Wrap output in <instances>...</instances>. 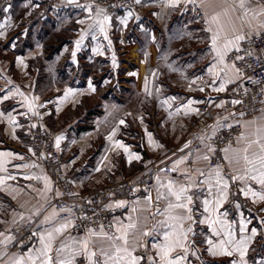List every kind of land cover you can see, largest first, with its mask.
I'll use <instances>...</instances> for the list:
<instances>
[{
    "label": "snow or ice",
    "instance_id": "1",
    "mask_svg": "<svg viewBox=\"0 0 264 264\" xmlns=\"http://www.w3.org/2000/svg\"><path fill=\"white\" fill-rule=\"evenodd\" d=\"M143 2L144 0H133L136 5H141ZM154 2L163 5L164 9L173 11L181 6H183L182 10H187L191 6V9L201 15L207 25L205 29L209 41L207 55L211 59L203 70L204 75L190 79L181 69L174 67L171 63L166 64L170 71L179 72L182 78L189 81V90L192 89V85H196L197 81H200L198 91L204 92L205 88H208L211 91L222 93L227 90L229 85H237L239 82L233 91L248 95L250 89L244 84L247 81L259 88V92L252 96L253 101L257 99V96L264 97V80L246 75V70L256 72L258 67L264 71V49L258 53L253 46L254 37L264 36V0H154ZM66 3L87 13L85 19L77 20L78 24H86V27L81 29L79 39L74 42L76 51H73L71 56L75 62L77 51L80 50L86 36L91 35L95 40L97 34L102 33L104 38L108 39L107 27L113 18L107 9L96 0H90L88 3H80L79 0H66ZM115 6L110 5L109 7ZM10 7L11 5L3 8L2 11L7 13ZM32 7H39V5L33 4ZM233 14L239 21V28L232 22ZM157 15L162 18L164 13ZM133 16L134 13L129 8L127 17L121 18L120 23L126 26L128 18ZM226 17L230 27L224 23ZM249 17L258 22L257 30L248 27ZM135 18L139 19V16H135ZM10 24L11 20L8 18L6 23H0V29L5 28L6 25L10 26ZM4 35L5 33L0 31V37H4ZM186 35L191 34L186 33ZM245 41L248 45L246 48L242 47V42ZM109 46H111L110 40ZM93 51L98 55H103L99 46ZM162 59L167 61V56ZM253 60L255 63L249 62ZM112 62L115 65V55L112 57ZM17 63L23 64L24 61L17 57ZM131 75H136V73H131ZM150 75L155 77L158 73L150 71ZM205 76L210 78V82L205 80ZM6 83L11 85L12 81L6 80ZM89 90L96 91L91 81H89ZM143 91L146 96L156 99H159L162 94V88L159 86L155 87L154 91L149 88L147 76L144 80ZM83 94L67 88L64 90L60 103L62 104L69 97ZM17 96L23 98L19 106L25 111H17L15 108L12 110L0 108V119L6 120L7 124L12 127L13 139H18L15 130L21 127L16 119L17 115L42 120L43 114L39 109L46 107L45 103H38L39 96L29 98L19 87L15 86L7 91L0 88V105ZM178 99L177 96H170L160 100L161 107L166 106L167 120H174V117L181 113L184 116L200 114V109L193 105L204 103V101L188 99L172 110L173 101ZM259 102L264 105V99ZM231 103L235 106L243 101L233 99ZM224 104V101L214 102L216 108H222ZM115 107L113 106V108ZM14 111L15 115H13ZM259 113L252 120L242 123L237 120L236 123L244 131L235 138L234 143L229 141L219 149L215 145L217 133L221 129L232 128L233 124L228 123L229 116L217 118L213 125L208 126L211 129L210 132L202 130L201 134L195 137V140L199 142L197 147H191L194 143L193 140L186 141L179 149L184 155L175 159L171 166L158 169L154 177L155 184L152 188L144 190L147 195L132 202L127 223L114 217L107 226L100 224L98 228H90L85 225V234L80 237L71 234L65 235L70 232V229L79 227L77 221L91 219L86 215H77L74 208L80 206L54 204L53 200L63 197L65 193L54 186V181L39 164L36 162L12 164V158L25 161V156L12 151H0V173H7L0 175V192L11 197L13 201H16L20 195L28 197L18 203L16 208L0 202V212H6L10 217L0 219V225H3V228L0 229V264H141L145 259L147 264H193V258L195 261L202 260L201 249L197 247L195 239L197 232L194 225L198 224L206 225L210 233V235L203 231L199 233L203 237L202 243L206 245L204 252L208 255L231 258L229 264H256L250 253L256 251L258 246L264 247V215L259 217V227L249 228V225L256 219L253 217L241 219L239 227L236 229L233 223L228 220L229 213L221 212L220 209L230 196H243L246 199L251 197L253 203H264V107L259 109ZM111 114L109 112V115ZM127 115H131V113ZM235 115V113L230 114V116ZM238 115L243 117L245 114L240 112ZM136 119L143 124L142 116H138ZM121 126L128 127L125 119H120L105 136V140L108 142L105 153L111 151L119 156L120 150H122L127 157V163L131 165L133 160H141V156L132 152L122 139L117 138ZM37 127L36 123L29 124V134H31V129ZM145 131L150 147L153 149L164 147L153 138L151 132H148L147 129ZM65 138L63 133L55 136L54 147L57 151L61 150V142ZM71 142L76 143L75 140ZM217 151L220 153L219 156H217ZM28 152L32 156L37 155L32 147H28ZM5 157L9 159L4 160ZM51 158V153L48 155L41 153L38 157L39 160ZM213 159L217 161L215 164L212 163ZM71 163H75V160L73 159ZM186 163L203 164L204 166L180 167ZM7 165H11V168L15 169L19 175L13 174ZM100 165H103L109 172L114 167L107 154L101 157ZM61 167L67 168V165ZM95 171L100 172L101 167L98 165ZM161 173L164 175L162 176ZM168 173H178V177L170 176ZM20 180L35 183L21 185ZM9 181L16 183L12 184ZM37 184L41 186L37 187ZM233 187L235 188L234 192L232 191ZM153 189L156 193L154 200L151 195ZM201 190L206 193L202 200L199 194ZM134 191H138V189H134ZM32 193H35V196ZM67 195L76 196L78 194L69 192ZM113 195L114 193H109L110 197ZM197 201H200V206L203 209L202 219L196 215ZM161 202L164 204L163 207L159 206ZM88 203L92 204L93 201L89 200ZM127 205V201L116 200L104 207L106 209L123 208ZM233 206L239 210L242 204L238 200H234ZM259 211L264 214V207ZM240 215L243 216V213ZM149 220L153 221L150 228L146 226ZM34 221L36 222V231L31 233L29 239L35 238L37 243L29 247L27 252H10L9 249L19 243L13 229L19 232L21 226L33 225ZM61 237L63 238L61 239ZM149 237L155 241L150 246L155 254L147 257L135 255L137 250L145 252L149 250L147 242ZM259 264H264V258L259 261Z\"/></svg>",
    "mask_w": 264,
    "mask_h": 264
},
{
    "label": "crops",
    "instance_id": "2",
    "mask_svg": "<svg viewBox=\"0 0 264 264\" xmlns=\"http://www.w3.org/2000/svg\"><path fill=\"white\" fill-rule=\"evenodd\" d=\"M36 2L40 6V2L37 0ZM33 4L35 3L32 0L31 3L29 0H16L10 4L9 12L4 13L2 9L9 4L0 0V23H6L8 18L11 20L10 26L6 25L5 28L0 29L5 33L4 37H0V88L7 91L11 87H19L29 98L39 96L38 103L46 104L45 108L39 109L43 114L42 120L16 116L21 125L15 130L18 139L12 138V127L7 124V121L0 119V151L20 153L26 158L25 161L12 158V164L36 162L52 179L51 172L43 161L28 152V125L36 123L38 126L48 127L55 132V136L63 133L66 137L61 142L63 165H67L65 169L72 172L76 191L84 193L99 185L113 183L126 176L138 175L148 165L171 166L175 159L184 155L179 149L186 141L192 140L193 132L211 131L208 126L213 125L217 120L215 116L217 108L214 102H221L224 92L217 93L208 88L200 92L197 90L201 84L200 81L192 85V89L189 90V81L182 78L179 72L170 71L166 66L167 63H171L174 67L181 69L185 76L195 79L197 76L204 75L203 70L211 59L207 55L209 47L208 34L205 32L207 25L201 15L191 9V6L187 10H182L183 6H181L173 11L164 9L163 5L154 0H144L141 5L135 4V7L131 9L134 16L128 18L126 26L120 23V19L127 17L129 10L115 13L107 10L113 18L107 27L108 39H105L102 33H98L95 40L91 35L86 36L73 62L71 53L76 51L74 42L79 39L81 29L86 27V24H78L77 20L85 19L87 13L74 5L67 4L66 0H58L50 10L29 24L28 17ZM162 12L164 15L161 18L157 14ZM135 16H139V19ZM109 40L111 46H109ZM174 40L181 41L182 46L174 48L172 46ZM98 46L103 55L93 51ZM113 55H115V65L112 62ZM164 56H167V61L162 59ZM17 57L22 58L24 63H17ZM150 71L158 75L154 77L150 75ZM146 76L150 89L154 91L157 86L162 88L159 99L148 97L144 93ZM6 80H11L12 84H7ZM205 80L210 82L207 76ZM89 81L96 89L95 92L89 90ZM67 88L84 94L69 97L61 104L60 100ZM170 96L179 97L178 100L173 101L172 110L188 99L204 101V103L193 105L200 109V114L184 116L181 113L174 117V120H167L166 106L161 107L160 100ZM22 99L17 96L0 105V108L25 111L19 106ZM113 106L116 107L113 108ZM109 112L112 114L109 115ZM128 113L131 115H127ZM15 114L14 111L13 115ZM259 114L258 109L243 117L237 115L235 121L239 120L242 123L252 120ZM138 116L143 117V124L136 119ZM120 119H125L128 127L121 126L117 138L122 139L132 152L141 156V160H133L131 165L127 163V157L122 150L119 156L111 151L105 153V148L108 146L105 136ZM145 129L153 134L155 140L163 144L162 149H153L148 145ZM73 140L76 143H72ZM105 154L114 165L110 172L100 165L101 157ZM73 159L75 163H71ZM98 165L101 167L100 172L95 171ZM7 166L13 174L19 175L15 169L11 168V165ZM197 166L204 165L186 163L180 167ZM6 174L0 173V175ZM161 175L163 176L164 173ZM173 177H178V173ZM9 183L16 182L9 181ZM19 183L24 185L35 182L20 180ZM199 194L201 200L206 196L203 190ZM32 195L35 196V193ZM151 195L154 200L156 195L154 189ZM143 197L118 199L127 201L128 205L121 208L122 211L114 217L127 223L132 202ZM25 199L28 197L20 195L16 201H13L11 197L0 192V202L11 205L12 208H16L18 203ZM246 200L248 205L253 207V212H249L243 206L237 210L230 198L220 209L221 212L229 213L228 220L236 229L241 219L253 217L256 219L249 228L259 227V217L264 215L259 211L264 207V203H253L251 197ZM159 206L163 207V202ZM195 209L197 217L202 219L203 209L200 201L196 202ZM240 213H243V216ZM7 218H10L8 213L0 212V219ZM152 223L153 221L149 220L146 226L150 228ZM33 227L36 231L35 221ZM2 228L3 225H0V229ZM194 228L197 232L195 239L197 247L201 249L202 260L195 261L193 258V264H229L231 258L212 257L204 252L206 245L202 243L203 237L199 233L203 231L210 235L207 226L198 224L194 225ZM147 242L150 247L155 241L149 237ZM259 249L263 255L264 247ZM27 250L18 251L16 244L9 249L10 252H27ZM154 254L153 250L152 255ZM255 259L256 264H259L260 257ZM80 260L82 261L83 258L81 257Z\"/></svg>",
    "mask_w": 264,
    "mask_h": 264
},
{
    "label": "built area",
    "instance_id": "3",
    "mask_svg": "<svg viewBox=\"0 0 264 264\" xmlns=\"http://www.w3.org/2000/svg\"><path fill=\"white\" fill-rule=\"evenodd\" d=\"M58 0H40V6L33 18L28 20V23H33L38 17L42 16L46 11L50 10L54 5L57 4ZM80 3H88L90 0H79ZM101 6L105 7L110 12H119V11H128L129 8L133 9L135 4L133 0H96ZM110 5H116L115 7H109ZM254 48L259 53L261 49H264V36L254 37ZM242 47H248L247 42H242ZM243 54V53H241ZM250 63H255V61H249ZM240 66V65H238ZM246 75L255 76L257 79L264 80V71L261 70V67L257 68L256 72L251 70H246ZM239 84V82H238ZM237 85H229L227 90L222 95V101L225 102L224 107L217 108L215 110L216 118H221L229 116L228 123H232V128L221 129L217 133L215 138V145L217 149L224 147L229 141H235V138L242 133L243 128L236 123L235 116L240 112H243L245 115L252 113L264 105L260 104V100L264 97L257 96V99L253 101L252 96L259 92V88L249 84L247 81L244 82L245 87L250 89L248 95H242L239 91H233ZM233 99H240L243 103L238 105H232L231 101ZM235 113V116H230V114ZM201 131H195L191 134V138L194 141L192 147L195 148L198 146L199 142L195 140V137L199 136ZM54 138L55 132L48 127L38 126L36 129H31V134L28 133L29 147H32L37 155L33 156L38 159L41 153L48 155L51 153L52 158L42 160L43 163L50 170L52 175V180L54 181V186L58 187L61 192H64L65 195L61 198L53 200L54 204H64L67 206L79 205V208H74L77 215H86L90 217V220L77 221L79 227L70 229L68 234L72 236L80 237L84 233L85 225L90 228H98L100 224L107 226L114 216L118 215L122 209L121 208H111L106 209L104 206L114 202L120 198L135 199L147 195L144 191L146 188H152L154 185V177L160 168L168 167H156L154 165L146 166L138 175L135 176H126L116 182L107 183L99 185L94 189L78 193L72 183V172L67 171L65 168L61 167L63 165V156L62 150L57 151L54 147ZM220 153L217 151V156ZM217 161L213 159L212 163L215 164ZM168 175L176 176L177 173H168ZM138 189V191H134ZM232 191H235L233 187ZM77 193L76 196H69L67 193ZM109 193H114L113 196H109ZM230 201L238 200L243 207H245L249 212H253V207L248 205L247 201L242 196L232 197L230 196ZM93 201L92 204H89L88 201ZM82 209V211H81ZM35 231L33 225H24L21 226L19 232H16V229H13V232L17 235L19 243L16 244V249L22 251L28 249L33 244H35L36 239L30 238L31 233ZM153 250L149 247L148 251L137 250L136 255H143L145 257L152 255ZM141 264H147L146 259L141 262Z\"/></svg>",
    "mask_w": 264,
    "mask_h": 264
},
{
    "label": "rangeland",
    "instance_id": "4",
    "mask_svg": "<svg viewBox=\"0 0 264 264\" xmlns=\"http://www.w3.org/2000/svg\"><path fill=\"white\" fill-rule=\"evenodd\" d=\"M2 1H4V2H6L7 4H12L14 1H16V0H2ZM35 4H38L37 2H36V0H32ZM38 2H40V0H37ZM39 5V4H38ZM38 9H39V7H35V8H33L32 9V11H31V13L29 14V17H28V19H31V18H33V16H35V14H36V12L38 11ZM172 46L175 48L176 47V49L177 48H179V47H181L182 46V44H181V41L180 42H178L177 40H174V41H172ZM184 44V43H183ZM172 48V47H171ZM190 62H192V61H190ZM243 197V196H242ZM245 199V198H244ZM246 200V199H245ZM247 201V200H246ZM252 207V206H251ZM260 249H259V246L257 247V249H256V251H254V252H252L250 255H251V258H252V260L253 261H255L256 259L255 258H257V257H260V259H262V258H264V254L262 255L260 252Z\"/></svg>",
    "mask_w": 264,
    "mask_h": 264
},
{
    "label": "clouds",
    "instance_id": "5",
    "mask_svg": "<svg viewBox=\"0 0 264 264\" xmlns=\"http://www.w3.org/2000/svg\"><path fill=\"white\" fill-rule=\"evenodd\" d=\"M248 27H250L252 30H257L258 29V22L251 17L248 18ZM232 22L235 24L237 28H239V21L235 19V15H232ZM224 23L228 25V18H224ZM230 27V25H228Z\"/></svg>",
    "mask_w": 264,
    "mask_h": 264
}]
</instances>
